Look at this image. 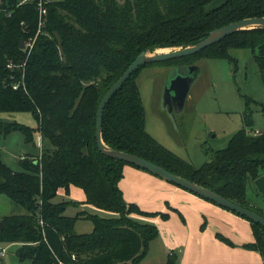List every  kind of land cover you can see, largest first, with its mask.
<instances>
[{
  "label": "trees",
  "instance_id": "trees-1",
  "mask_svg": "<svg viewBox=\"0 0 264 264\" xmlns=\"http://www.w3.org/2000/svg\"><path fill=\"white\" fill-rule=\"evenodd\" d=\"M2 1L11 15L0 11V111L31 112L37 127L0 119V133L7 136L18 130L31 142L39 131L42 146L41 154L21 156L19 169L0 156V194L26 209L1 219L0 243H21L16 254L30 264H138L159 235L157 225L146 218L166 219L169 213L145 211L125 200L119 181L124 166L131 163L100 151L98 106L142 52L185 47L228 23L264 16V0H225L211 8L215 0H61L49 7L29 55L20 45L22 38L39 30L35 3ZM233 48L252 49L264 82V27L235 32L204 50L165 63L192 65L203 57L235 62ZM11 58L26 65L11 70L7 66ZM143 67L107 104L104 142L264 216V210L247 198L248 183L264 174V128L252 133L243 127L226 147L212 150L210 159L196 166L147 131L137 82ZM20 80L15 89L13 84ZM246 100L249 105L255 102L264 115V103L251 97ZM244 120L250 129L253 110L247 111ZM72 186L84 190L86 203L109 215L87 211L67 215V208L78 202L55 198L60 189L69 194ZM81 218L93 222L92 232L76 231ZM250 222L255 241L247 246L261 253L264 264V226Z\"/></svg>",
  "mask_w": 264,
  "mask_h": 264
},
{
  "label": "rangeland",
  "instance_id": "rangeland-1",
  "mask_svg": "<svg viewBox=\"0 0 264 264\" xmlns=\"http://www.w3.org/2000/svg\"><path fill=\"white\" fill-rule=\"evenodd\" d=\"M223 1L215 0L209 8ZM230 53L236 59L235 62L228 58L203 57L194 63L199 71L192 81L184 106L176 108L175 112L169 110L164 95L169 80L179 71L176 63L168 64L166 60L152 62L144 66L137 76L145 101L147 131L196 166L207 162L212 150L226 147L230 138L243 127L252 130V133L264 128L263 113L255 102L249 105L246 100L251 97L264 103V82L254 53L251 48H233ZM180 71L186 73V66ZM248 110H253L254 119L250 129L244 120ZM0 119L37 127L36 118L28 111H0ZM41 146L39 131H35L34 141L31 142H26L23 133L18 130L7 136L0 133L1 160L17 169L20 168L18 160L21 156L36 155ZM65 198L59 196L55 201H63ZM247 198L256 207L264 208L263 194L253 181L247 185ZM80 209L83 208L68 207L65 213L75 216ZM25 212L24 207L7 195L0 194V221L7 215ZM93 228L90 219L81 218L76 223V231L79 233L92 232ZM1 244L7 249L6 254L0 256L2 264H30L29 261H21L16 254L21 243Z\"/></svg>",
  "mask_w": 264,
  "mask_h": 264
},
{
  "label": "crops",
  "instance_id": "crops-1",
  "mask_svg": "<svg viewBox=\"0 0 264 264\" xmlns=\"http://www.w3.org/2000/svg\"><path fill=\"white\" fill-rule=\"evenodd\" d=\"M143 102L145 106L144 98ZM119 185L127 202L145 211L169 213L166 219L146 218L157 225L159 235L138 264H263L261 253L247 246L255 235L250 220L243 216L131 164L124 166ZM59 196L78 202L69 206L82 207L78 212L108 213L86 203L80 187L72 186L69 194L60 189Z\"/></svg>",
  "mask_w": 264,
  "mask_h": 264
},
{
  "label": "water",
  "instance_id": "water-1",
  "mask_svg": "<svg viewBox=\"0 0 264 264\" xmlns=\"http://www.w3.org/2000/svg\"><path fill=\"white\" fill-rule=\"evenodd\" d=\"M255 27H264V16L247 17L238 21L228 23L224 26L213 29L202 40L185 47L165 48L167 50H161V51L157 50L155 52L146 51L139 54L102 98L97 109L96 140L100 151L103 152L105 155L144 168L168 181L177 184L178 186L186 190H189L201 197L211 200L220 206H223L227 209H230L233 212L238 213L241 216L247 217L252 221L261 223L264 226V216H262L261 214L228 199L227 197L215 192L214 190L208 187L201 186L194 181L178 176L172 173L171 171L167 170L163 166L158 165L146 158L137 156L135 154L126 151L114 149L108 146L104 142L102 137L103 116L107 104L114 96V94L120 88H122L125 82H127L131 78V76L135 72H137L141 67L152 62H159L163 60L167 61L197 53L209 46H212L213 44L217 43L218 41L222 40L223 38H225L230 34ZM20 46L22 49H24L25 47L24 38L21 39ZM184 66H186L187 72L181 73L180 69L183 68ZM177 68L179 69V71L177 70L175 76L169 80V83L166 85L165 95H164L165 103L171 112H175L176 108H182L184 106L187 96L189 94L192 81L194 80L197 72L199 71V68L194 64L181 65V66H177ZM175 102L177 106L175 105ZM255 183L259 191L262 194H264V174L258 177L255 180ZM3 226H4L3 222L0 221V227Z\"/></svg>",
  "mask_w": 264,
  "mask_h": 264
},
{
  "label": "built area",
  "instance_id": "built-area-1",
  "mask_svg": "<svg viewBox=\"0 0 264 264\" xmlns=\"http://www.w3.org/2000/svg\"><path fill=\"white\" fill-rule=\"evenodd\" d=\"M59 1H61V0H22L21 3L34 2L35 3V7H36V9L38 11V26H39V30H38V32L36 33L35 36L30 35L29 37H27V39H25L24 50L27 52V55L30 54V51L34 47V44L36 42V38H37L38 34L40 33L42 26H44L45 23H46L49 7L51 5H53L54 3L59 2ZM0 11H4V12L7 13V15H11L10 10L3 6V1L2 0H0ZM25 65H26V61H24L22 63H16L12 58L9 60V62L7 64L8 68H10L11 70H14L16 68L22 69ZM21 83H22V80H20L18 82H15L13 84V87L16 89V88H18L20 86ZM6 251H7L6 247H4L0 243V256H4L6 254Z\"/></svg>",
  "mask_w": 264,
  "mask_h": 264
},
{
  "label": "flooded vegetation",
  "instance_id": "flooded-vegetation-1",
  "mask_svg": "<svg viewBox=\"0 0 264 264\" xmlns=\"http://www.w3.org/2000/svg\"><path fill=\"white\" fill-rule=\"evenodd\" d=\"M176 66H181V65H176ZM175 105L177 106L176 102H175ZM175 107V106H174ZM176 108V107H175Z\"/></svg>",
  "mask_w": 264,
  "mask_h": 264
},
{
  "label": "bare ground",
  "instance_id": "bare-ground-1",
  "mask_svg": "<svg viewBox=\"0 0 264 264\" xmlns=\"http://www.w3.org/2000/svg\"><path fill=\"white\" fill-rule=\"evenodd\" d=\"M160 49H163V48H160ZM163 50H167V49H163Z\"/></svg>",
  "mask_w": 264,
  "mask_h": 264
}]
</instances>
